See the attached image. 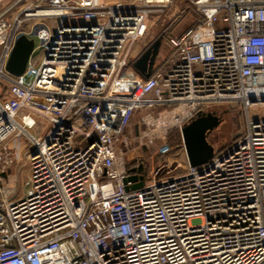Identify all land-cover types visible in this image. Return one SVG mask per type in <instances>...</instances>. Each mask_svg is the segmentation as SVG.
I'll return each mask as SVG.
<instances>
[{
    "label": "built area",
    "instance_id": "obj_1",
    "mask_svg": "<svg viewBox=\"0 0 264 264\" xmlns=\"http://www.w3.org/2000/svg\"><path fill=\"white\" fill-rule=\"evenodd\" d=\"M25 1L0 0V175L11 141L28 144L22 196L0 182V264H264V113H248L264 108V0H191L197 21L148 77L135 45L174 0ZM37 18L52 24L12 75ZM217 103L241 104L246 125L207 163L167 176L128 164Z\"/></svg>",
    "mask_w": 264,
    "mask_h": 264
},
{
    "label": "rangeland",
    "instance_id": "obj_2",
    "mask_svg": "<svg viewBox=\"0 0 264 264\" xmlns=\"http://www.w3.org/2000/svg\"><path fill=\"white\" fill-rule=\"evenodd\" d=\"M198 19V13L191 0H174L164 10L151 13L146 18V31L144 36L135 45L133 54L139 55L154 39L162 35V42L159 47L155 63L166 59L170 52L167 37L171 34L182 32L187 27L193 25ZM36 22V23H35ZM52 21L46 19H30L24 25V31L28 37L35 39V51L41 46V40L47 35L48 28ZM221 116V122L216 129L211 131L207 140L214 149H225L229 147L235 139L242 134L245 125L247 112L241 104L217 103L206 107ZM250 117L258 113H264L262 106H251L248 110ZM136 123L134 118L129 127ZM33 133H35L33 131ZM181 142H176L177 136L174 133L170 139L164 143H155L149 146L135 148L127 156L128 164L140 163L145 171L153 170L159 176H167L174 172L185 169L187 158L185 149ZM8 174V181H2L1 175ZM28 173V164L25 157L18 160L13 166L7 168L0 175V182L4 187L13 191L14 197L18 198L24 193V181Z\"/></svg>",
    "mask_w": 264,
    "mask_h": 264
},
{
    "label": "water",
    "instance_id": "obj_3",
    "mask_svg": "<svg viewBox=\"0 0 264 264\" xmlns=\"http://www.w3.org/2000/svg\"><path fill=\"white\" fill-rule=\"evenodd\" d=\"M163 36L154 39L136 58L132 65L142 76L148 77L154 67L155 58L161 45ZM34 47V41L25 35H19L14 40L5 68L12 75H21L27 65V61ZM221 116L209 109L199 110L181 128V138L188 163L191 166H199L207 163L214 154V147L208 142V134L216 129L221 122ZM35 151H32L34 154ZM128 180L138 179L136 186L143 183V176L135 173L134 167L128 170ZM127 188V186H126Z\"/></svg>",
    "mask_w": 264,
    "mask_h": 264
},
{
    "label": "crops",
    "instance_id": "obj_4",
    "mask_svg": "<svg viewBox=\"0 0 264 264\" xmlns=\"http://www.w3.org/2000/svg\"><path fill=\"white\" fill-rule=\"evenodd\" d=\"M34 0H26L25 3L27 2H33ZM30 39L34 40V46H35V39L34 38H31L29 37ZM11 146L13 147V149L15 150V154H16V157H17V161L22 159L23 157H25V153L28 149V144L26 142L25 139H22V138H17L13 141H11ZM16 161V162H17ZM1 179L2 181L4 180H7L8 181V174H5V172L1 175ZM3 185V183H2ZM4 187V185H3ZM5 188V187H4ZM6 190H8L7 188H5Z\"/></svg>",
    "mask_w": 264,
    "mask_h": 264
},
{
    "label": "trees",
    "instance_id": "obj_5",
    "mask_svg": "<svg viewBox=\"0 0 264 264\" xmlns=\"http://www.w3.org/2000/svg\"><path fill=\"white\" fill-rule=\"evenodd\" d=\"M176 134V136H177V140H176V142L178 143V142H181L180 140V138H181V135H180V132L178 131V130H174L173 132H171V134L169 135V137H168V139H170V137L171 136H173V134Z\"/></svg>",
    "mask_w": 264,
    "mask_h": 264
}]
</instances>
